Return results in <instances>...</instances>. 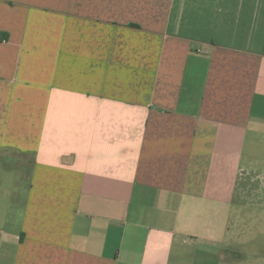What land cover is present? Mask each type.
I'll return each mask as SVG.
<instances>
[{
    "label": "crops",
    "instance_id": "crops-1",
    "mask_svg": "<svg viewBox=\"0 0 264 264\" xmlns=\"http://www.w3.org/2000/svg\"><path fill=\"white\" fill-rule=\"evenodd\" d=\"M249 136L264 0H0V264H246Z\"/></svg>",
    "mask_w": 264,
    "mask_h": 264
},
{
    "label": "rangeland",
    "instance_id": "rangeland-1",
    "mask_svg": "<svg viewBox=\"0 0 264 264\" xmlns=\"http://www.w3.org/2000/svg\"><path fill=\"white\" fill-rule=\"evenodd\" d=\"M249 143L254 144L248 152L256 162L248 158L250 163L241 164L232 183L225 246L246 264H264V136L256 141L249 136Z\"/></svg>",
    "mask_w": 264,
    "mask_h": 264
}]
</instances>
